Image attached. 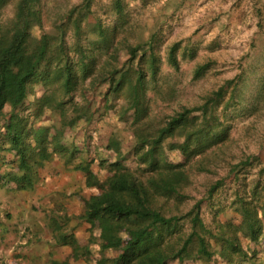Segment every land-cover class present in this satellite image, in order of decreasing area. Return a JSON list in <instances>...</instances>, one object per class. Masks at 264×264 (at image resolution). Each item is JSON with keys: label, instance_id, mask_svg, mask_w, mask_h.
I'll return each mask as SVG.
<instances>
[{"label": "trees", "instance_id": "1", "mask_svg": "<svg viewBox=\"0 0 264 264\" xmlns=\"http://www.w3.org/2000/svg\"><path fill=\"white\" fill-rule=\"evenodd\" d=\"M92 2L83 0L61 13L48 29L45 0H0V189H35L40 171L56 156L66 168L84 173L85 189L95 192L72 195L83 205L78 217L90 240L81 243L59 224L58 241L69 245L70 252L50 264H256L264 248L261 155L232 163L209 186L208 196L186 211L181 208L189 171H209L212 148L229 137L231 123L224 116L231 112L233 117L244 102L242 72L202 102L155 123L149 91L162 69L156 34L133 43L120 34L129 23L128 1H112L117 17L112 26L94 15ZM10 4L14 13L5 21L3 12ZM91 17L93 24L84 30ZM179 46L174 42L168 49V61L177 70ZM209 67L210 62L198 64L195 76ZM36 85L45 91L30 98ZM253 100V109L264 107V79ZM118 104L116 114L129 122L132 143L126 145L114 133L102 150L96 147L105 156L79 158L89 150V136L84 132L81 142L70 141L66 131H86L96 115L104 116ZM48 111L57 123L43 124ZM252 167L257 176L245 182L240 173ZM231 179L241 181L229 204L241 221L214 219L209 225L203 205Z\"/></svg>", "mask_w": 264, "mask_h": 264}, {"label": "rangeland", "instance_id": "2", "mask_svg": "<svg viewBox=\"0 0 264 264\" xmlns=\"http://www.w3.org/2000/svg\"><path fill=\"white\" fill-rule=\"evenodd\" d=\"M82 1L45 0L46 28L52 29L58 15ZM112 1L93 0L91 5L94 15L100 16L109 26L117 21L112 12ZM127 1L129 23L120 29L121 36L136 43L155 33V47L162 60L158 82L149 91L155 123L163 122L185 105L202 102L224 81L241 72L243 74L240 91L244 102L238 105L233 117L231 112L224 116L231 123L228 139L212 148L211 158L207 160L209 171L197 168L189 171L191 181L184 188L187 198L181 205L182 211H186L197 200L208 196L209 186L226 175L232 163L251 154L264 158V107L253 109L252 106L254 95L264 79V0ZM13 13L14 6L10 4L4 9L3 19H10ZM89 19L84 23V30L94 22L92 17ZM174 42L180 45L178 70L168 61V49ZM206 62H210V67L196 77V67ZM34 90L30 98L45 91L42 85H36ZM120 104L104 116L96 115L86 131L79 127L76 132L72 129L66 131V139L70 141L81 142L84 132L89 136V150L79 158L91 159L97 154L105 156L98 149L102 150L114 133L126 145L132 143L129 122L116 114ZM47 115L43 124L58 122L49 111ZM82 127L84 129L85 125ZM93 168L100 169L96 164ZM40 173L41 180L33 190L0 189V264H50L54 258H68L70 246L59 243L57 238L55 229L59 224L65 233H73L81 243L90 240V232L78 217L83 205L72 195L79 192L88 197L95 192L85 189L84 173L66 168L59 156L48 162ZM240 175L245 176V182L252 183L257 176V168L243 170ZM239 181L231 179L203 205L202 215L206 223L213 225L214 219L241 221L240 215L229 207ZM255 261L256 264H264V248ZM80 263L86 264L84 260Z\"/></svg>", "mask_w": 264, "mask_h": 264}]
</instances>
